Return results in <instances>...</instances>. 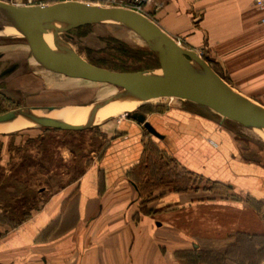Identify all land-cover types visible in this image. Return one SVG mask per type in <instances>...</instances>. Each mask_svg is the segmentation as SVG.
I'll use <instances>...</instances> for the list:
<instances>
[{
  "label": "crops",
  "instance_id": "1",
  "mask_svg": "<svg viewBox=\"0 0 264 264\" xmlns=\"http://www.w3.org/2000/svg\"><path fill=\"white\" fill-rule=\"evenodd\" d=\"M117 1L101 6L130 3ZM142 10L264 107L263 13L254 0H150ZM190 106L142 113L161 138L121 120L75 187L51 195L15 227L0 223V264H233L226 253L237 237L264 236V163L240 152L231 129L239 125ZM9 140L0 135V155ZM147 143L206 185L140 195L130 171Z\"/></svg>",
  "mask_w": 264,
  "mask_h": 264
},
{
  "label": "rangeland",
  "instance_id": "2",
  "mask_svg": "<svg viewBox=\"0 0 264 264\" xmlns=\"http://www.w3.org/2000/svg\"><path fill=\"white\" fill-rule=\"evenodd\" d=\"M2 1L26 5L28 0ZM53 1L31 2L40 4ZM71 35L72 40L66 42L89 64L91 62L115 72L159 70L156 55L137 34L128 30L110 25H95L72 31ZM36 58L33 47L23 37L10 30L0 33V114L21 107L51 106L78 109L85 113L90 105L119 91L118 87L110 84L54 74L45 70ZM167 100L164 105L144 103L132 111L137 108L141 113L162 112L174 103H182L185 108H192L190 104L194 105L180 99H172L173 103ZM196 107L206 109L198 105ZM125 119H128L125 114L117 113L107 123L79 133L46 128H12L6 133L10 140L0 155V223L15 227L38 211L48 197L75 187L80 175L93 160L102 157L109 145L108 137L120 121ZM231 129L242 155L264 163V140L259 133L236 125ZM146 145L145 162L149 166L147 172L150 178L155 180L157 177H164L163 171L167 170L172 175L182 173L173 160L166 158L164 154L159 155L152 144ZM163 162L167 165H162ZM200 184L206 185L193 176L186 183L191 188ZM217 190L220 193L226 192L222 187H217ZM249 239L237 237L234 242L238 245L229 249L227 259L233 264L263 262L264 241L258 246L254 245L253 250L251 243L255 241ZM256 250L260 254L253 255Z\"/></svg>",
  "mask_w": 264,
  "mask_h": 264
},
{
  "label": "water",
  "instance_id": "3",
  "mask_svg": "<svg viewBox=\"0 0 264 264\" xmlns=\"http://www.w3.org/2000/svg\"><path fill=\"white\" fill-rule=\"evenodd\" d=\"M88 25L116 26L137 34L156 55L159 70L115 72L89 64L66 42L72 40V31ZM6 30L20 35L33 47L36 59L45 70L76 80L110 84L118 87L119 91L90 105L82 124L49 117L66 109L51 106L21 107L0 114V126L20 120L30 124L31 128L79 133L113 119L109 117L96 122L97 113L112 104L141 105L153 98H171L204 107L222 121L264 134V107L235 91L197 52L181 46L147 15L133 9L86 5L76 1L16 5L0 0V33ZM136 109L125 112V116L142 125L147 133L161 138Z\"/></svg>",
  "mask_w": 264,
  "mask_h": 264
},
{
  "label": "trees",
  "instance_id": "4",
  "mask_svg": "<svg viewBox=\"0 0 264 264\" xmlns=\"http://www.w3.org/2000/svg\"><path fill=\"white\" fill-rule=\"evenodd\" d=\"M55 1V0H54ZM8 2V1H6ZM88 27H90L88 25ZM88 27H84V28H88ZM82 29V28H80ZM80 29H77V30H80ZM91 63V62H90ZM93 64V63H91ZM98 66V65H97ZM156 149V148H155ZM157 150V149H156ZM157 153L161 156H163V153H161L159 150H157ZM165 155V154H164ZM166 156V155H165ZM145 153H144V156L142 158V160L140 161V163L138 165H136L131 171H130V177L132 178V180L136 183V185L138 186V189L140 191V195H142L143 197L145 195H150V193L157 189V188H160V187H168V188H172L178 192H182V191H185L186 188H187V185L186 183L190 181V176H186L185 175H172V173L168 172L169 170L166 169V166H165V169L167 170L166 172L163 171L165 174V176H168L167 177H157V179H152L150 178L151 176H148V170H149V166L148 164H146L145 162ZM168 158V156L166 157ZM162 162V160H161ZM162 165H167V164H164L161 163ZM161 167L162 169V166H159ZM171 176V177H169ZM242 237V236H240ZM250 241H255L253 243H251V245H253V250H254V245L258 246L262 241H264V236H258V237H251V239H249ZM235 243V242H234ZM238 244L236 243V246ZM236 246H232L233 248H235ZM256 253L260 254L259 250H256L253 252V255H255ZM229 254V252L226 253V255ZM220 262L224 264V262L226 261V259H221L219 258Z\"/></svg>",
  "mask_w": 264,
  "mask_h": 264
},
{
  "label": "bare ground",
  "instance_id": "5",
  "mask_svg": "<svg viewBox=\"0 0 264 264\" xmlns=\"http://www.w3.org/2000/svg\"><path fill=\"white\" fill-rule=\"evenodd\" d=\"M169 100H171L173 103V100L171 98ZM166 101H168L166 98H153V99L144 101V103H150L153 105H158V104L164 105L166 104ZM139 105L140 103H135L132 105L131 104H112L110 106L103 108L97 113L96 122H101L109 117L114 118L117 115V113L124 115L125 112L132 111V109H134L135 107H138ZM88 111L89 109L84 113V111L82 110L64 108V110L62 111H58V112H54L50 114L49 117L57 119V120L73 121L75 122V124H78V123L82 124L84 123L83 120H85V117ZM16 127L23 129V128H29L31 127V125L24 123L20 120H17L9 124L0 126V133L1 134L9 133L12 128H16ZM259 136L262 140H264L263 133H259Z\"/></svg>",
  "mask_w": 264,
  "mask_h": 264
},
{
  "label": "built area",
  "instance_id": "6",
  "mask_svg": "<svg viewBox=\"0 0 264 264\" xmlns=\"http://www.w3.org/2000/svg\"><path fill=\"white\" fill-rule=\"evenodd\" d=\"M32 0H28L26 5H35L34 3L31 2ZM62 1H76L80 3H84L86 5H101V4H107V5H112L115 3H118L117 0H62ZM150 0H130V3L128 5H124L122 7L130 8L133 9L139 13L144 14V11L142 10L144 5L149 3ZM255 5L259 11L263 13V18L261 22L264 24V2L263 0H254ZM44 5V4H40Z\"/></svg>",
  "mask_w": 264,
  "mask_h": 264
}]
</instances>
